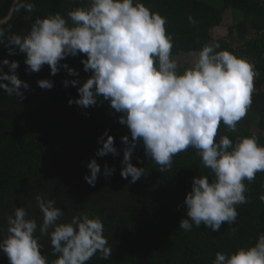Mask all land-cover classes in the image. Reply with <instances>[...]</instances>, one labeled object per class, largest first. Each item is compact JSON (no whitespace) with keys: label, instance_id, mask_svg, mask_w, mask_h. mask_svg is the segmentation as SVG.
<instances>
[{"label":"clouds","instance_id":"9594fccd","mask_svg":"<svg viewBox=\"0 0 264 264\" xmlns=\"http://www.w3.org/2000/svg\"><path fill=\"white\" fill-rule=\"evenodd\" d=\"M20 9L33 13L37 6L18 0ZM188 21L197 24L191 15ZM167 24V16L153 11L144 0H88L66 15L56 12L35 17L26 33L8 35L6 43L5 31L0 28V44L8 48L9 56L25 54L29 73H39L48 65L52 76L63 68L78 77L75 69L61 61L85 56L81 63L91 75L82 86L79 79L63 81L65 88L71 84L78 91L79 98L69 99L68 104L88 109L97 106L102 97L114 110V117L120 114L118 123L130 132V137L121 138L125 145L121 177H131L130 183H136L144 176V168L131 162L141 142L145 156L160 166V172L170 170L178 154L195 149L212 178L193 177L191 190L177 206H186L179 228L191 231L193 225H203L219 232L227 222L235 233L238 228L231 225L238 222V209L249 203L245 181L254 183L257 173L264 172V145L256 135L239 136L234 141L219 130L223 125L229 133L237 131L253 105L260 72L250 58L221 49L218 42L204 44L191 65L181 70L173 55L174 35ZM18 68L19 61H0V89L23 101L30 85L19 78ZM37 85L51 90L55 82L40 79ZM109 131L98 138L102 146L96 157L119 155ZM87 168L91 174L83 179L94 187L101 165L92 158ZM114 173L115 168L106 163L104 177ZM259 200L264 202V194ZM56 203L36 196L42 213L39 224L26 207H14L7 217V235L0 240V253L9 264H49L42 237H50L52 255L57 257L51 264H87L97 253L101 259L112 257L100 216L81 211L69 222H60L65 212ZM213 264H264V232L254 244L233 252H216Z\"/></svg>","mask_w":264,"mask_h":264},{"label":"trees","instance_id":"16d2710c","mask_svg":"<svg viewBox=\"0 0 264 264\" xmlns=\"http://www.w3.org/2000/svg\"><path fill=\"white\" fill-rule=\"evenodd\" d=\"M37 10L33 13L17 10L18 0H0V28L7 36L26 33L35 17L67 11L86 5L88 0H29ZM153 11L167 16L166 25L174 35L173 55L197 53L204 44L218 42L221 49L238 57L250 58L260 72L255 80L253 105L248 115L239 122L237 131L229 133L221 126L219 134L236 140L239 136L256 135L264 145V0H144ZM191 2L196 8L191 7ZM233 13V24L228 37L215 39L211 25L220 24L225 8ZM199 8V9H197ZM205 14L207 20L201 19ZM194 17L197 24L189 23ZM32 17V20L29 17ZM8 19V20H7ZM213 22V23H212ZM25 54L8 55V48L0 44V61H19V78L30 85L26 99L20 101L0 89V240L7 235V217L14 207H26L42 222V213L36 196L54 199L56 207L65 212L60 222H69L74 215L86 211L100 216L105 225L104 235L112 247V257L105 260L97 253L87 264H213L216 252H233L254 244L258 234L264 232V172L257 173L254 183L248 184L247 205L239 207L238 228L233 233L227 222L219 232L205 226L191 231L179 228L185 217L182 204L191 190L193 177L209 175L196 150L189 148L173 158L170 170L160 172V166L145 156L141 144L136 148L132 164L143 167V177L130 183L124 179L122 169L124 144L121 138L129 135L128 128L118 123L120 114L112 115L108 102L101 100L97 106L81 109L69 106V99H78L77 87L63 86L64 80L79 79L81 86L91 73H86L80 57H68L67 63L79 76H71L65 69L51 75L48 65L39 73L26 72ZM188 67V65H186ZM8 72V67L4 66ZM55 82L51 90H42L37 81ZM23 91V90H22ZM105 130L115 137L119 155L96 157L98 138ZM96 158L101 174L96 185L90 186L83 177L90 175L87 164ZM142 161V162H141ZM115 168L110 178L103 175L104 165ZM51 231V230H50ZM39 235V232H37ZM43 253L49 264L56 259L50 237H42ZM0 264H9L0 253Z\"/></svg>","mask_w":264,"mask_h":264},{"label":"rangeland","instance_id":"374dc122","mask_svg":"<svg viewBox=\"0 0 264 264\" xmlns=\"http://www.w3.org/2000/svg\"><path fill=\"white\" fill-rule=\"evenodd\" d=\"M196 4H194V2H191V7L194 9L196 8ZM199 9V8H197ZM201 19L203 20H207V17L205 16V14H202ZM213 23V22H212ZM233 24V13L231 12V10L226 7L223 13V17H222V22H220V24H213V27L211 25V30H212V34L213 37L215 39H225L228 37V29L229 27ZM195 54L196 53H192V54H180V55H174L180 66H181V70H183L184 67H186V65L190 66L191 63L195 60Z\"/></svg>","mask_w":264,"mask_h":264},{"label":"water","instance_id":"95a60500","mask_svg":"<svg viewBox=\"0 0 264 264\" xmlns=\"http://www.w3.org/2000/svg\"><path fill=\"white\" fill-rule=\"evenodd\" d=\"M7 20H8V19H7ZM5 21H6V20H5ZM5 21H1L0 24H2V23L5 22Z\"/></svg>","mask_w":264,"mask_h":264}]
</instances>
